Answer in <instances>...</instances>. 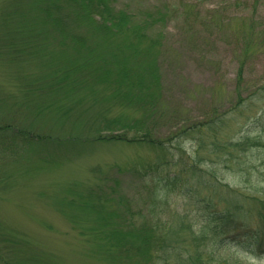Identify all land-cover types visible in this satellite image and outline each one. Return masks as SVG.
I'll return each mask as SVG.
<instances>
[{"label":"rangeland","instance_id":"rangeland-1","mask_svg":"<svg viewBox=\"0 0 264 264\" xmlns=\"http://www.w3.org/2000/svg\"><path fill=\"white\" fill-rule=\"evenodd\" d=\"M110 2L115 10L133 14V23L146 13L170 11L163 27L154 25L142 40L154 47L150 60L140 54L131 66L137 71L146 64L159 76L148 82L156 104L147 112L111 99L112 84H93L89 78L71 81L70 86H83L66 94L70 80L62 86L52 74L70 62L55 58L60 49L50 34L43 36L46 41L37 38L36 10L30 19L4 17L15 6L18 15L29 11L32 0H0L3 260L134 264L112 258L104 232L120 224L131 229V221L151 217L187 241L191 233L185 226L197 232L201 225L199 197L212 210L241 216L254 228L264 226V0ZM187 5L190 10H184ZM8 28L17 31L8 34ZM130 41L137 40L130 36ZM120 42L119 36L113 39ZM64 46L66 58L79 61L83 46ZM144 113L154 145L102 139L141 137L143 132L131 128L106 130L103 125L118 116L132 123ZM216 133L220 151L211 143ZM241 139L243 146L223 150ZM154 195L162 204L151 213ZM111 205L120 217L116 213L105 226ZM221 236L235 238L231 232ZM237 241L234 254L219 255L235 264H264V247L249 245L250 238ZM12 242L17 248L9 253Z\"/></svg>","mask_w":264,"mask_h":264},{"label":"trees","instance_id":"trees-1","mask_svg":"<svg viewBox=\"0 0 264 264\" xmlns=\"http://www.w3.org/2000/svg\"><path fill=\"white\" fill-rule=\"evenodd\" d=\"M29 8V11L21 9L22 14L18 15L15 6L13 11L5 13L4 17L7 18L10 15L13 19H30L31 14L36 10L34 15L35 20L37 19V38H43L44 35L50 34L60 49L56 51L55 58L62 62H70L69 65L66 64V69L61 66L57 70V66V71H53L54 74H52V78L56 79L55 81L58 80L62 86L66 80H70L65 91L66 94L72 96L83 86L79 83L70 86L73 81H86L89 78L93 84H103L104 86L112 84L109 86L113 88L110 97L113 100H118V103H134L140 107L139 109L143 108L144 112H147L149 107L153 106L154 108L156 104L155 92L153 90L151 92L152 87L149 86V83L157 81L159 76H156V71L152 72L151 67H147L146 64L140 67L141 69L138 68L137 71H133L131 66L132 62L137 61L136 57L140 54L143 55L144 60H150L149 51L154 47L151 46V43H142V40L147 39V31L154 25L159 24L161 28L163 27L169 10L163 13L158 11L154 16L143 14L142 17L146 18L140 19L138 23H133L136 21L134 15L126 9L115 10L110 0H32ZM190 8L187 5L184 10H190ZM3 23L7 22L3 21ZM79 29H84V31H77ZM7 31L8 34H12L17 30L14 29L13 32H10L8 28ZM3 32L5 33L6 30ZM87 33L93 39L92 46L87 43ZM117 36L120 37L121 42L113 43V39ZM130 36H134L137 41L129 42ZM44 37L48 38V36ZM43 40L47 39L43 38ZM40 42L42 41L40 40ZM66 44H72L73 47L83 46L84 54L78 53L79 61L74 59L69 61L66 58V51H64ZM63 65L65 64L63 63ZM58 94L64 96L61 91ZM102 99L106 100L107 97ZM72 108L71 105L68 111ZM144 118L145 113L132 123L122 116L106 119L103 125L106 130L120 131L131 128L137 134L143 133L141 137H131V139H128L129 137L124 134L111 135L102 139L145 142L154 145L155 141L151 137V130H148L149 127ZM216 135L217 133L211 143L218 147L217 151H220ZM241 140L224 145L223 150L233 146H243L246 141L245 139ZM201 146L200 141L199 147L203 148ZM150 202L151 213L162 204L156 195L153 200L150 199ZM116 210L118 209L111 205L110 212L106 214L108 217L103 220L105 226L108 225L106 223H110L112 217H116L117 214L119 216V212ZM199 211L204 212L199 215L201 224L199 230L193 232L192 227L185 226V230L191 233V237L187 241L181 240L180 236L177 237L175 229L171 226L167 227L166 223L161 226L158 223H153L151 217L149 219L146 217L141 219L139 224L131 221L133 225L131 229L123 228L120 224L118 227L104 232L103 238L107 241V251L110 254L113 252V259L116 256L126 261L130 260L134 264H235L223 255H219L218 252L234 251V247L238 246V237H244L247 240L250 238L249 245L264 247V226L254 228L248 224L245 218L241 219V216L236 214L233 216L227 211L212 210L209 203L200 197ZM228 222L232 223V227H229ZM227 232L233 233L235 238L229 241L221 236ZM16 248L14 242L10 243L9 253H12ZM1 257L3 258L2 254ZM2 258L0 259L4 264H16L13 258L9 260Z\"/></svg>","mask_w":264,"mask_h":264}]
</instances>
